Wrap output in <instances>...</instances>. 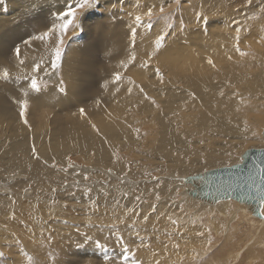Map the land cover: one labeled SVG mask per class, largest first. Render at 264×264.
<instances>
[{
	"label": "rangeland",
	"instance_id": "1",
	"mask_svg": "<svg viewBox=\"0 0 264 264\" xmlns=\"http://www.w3.org/2000/svg\"><path fill=\"white\" fill-rule=\"evenodd\" d=\"M0 1L6 5L5 12H11V15H13L14 11L8 0ZM108 1L112 2L107 3ZM153 1L159 2L160 0ZM153 1L102 0V6L86 10V14H80L84 28L83 30H74L77 34L73 36L71 35L73 30H69L65 46V50L68 48V52L65 53L66 63L61 70L50 77L43 73L40 75L39 82L42 86L46 85L47 87L44 88L45 94L39 100H33L30 107L29 122L32 125V130L28 131L19 121L14 103L13 106L11 105V111L1 118L3 123L8 124L9 122L8 125L12 128L11 130L15 128L21 130L22 127L26 130L27 135L33 136L35 139L34 141L33 137L30 139L31 144L35 142L38 153L48 163L44 165L42 170H38L36 164L31 162L25 168L12 169L6 172L1 160L9 156L12 148L6 145L0 146V185H3L0 186V226L4 228L2 232L0 231V251L5 253V256L0 258V264H85V262H90V264H109V262L110 264H154L157 259L161 261V264H164L167 261H164L159 255L162 256L165 252L170 257L176 253L175 259L171 257L173 264H186L190 261L193 264H264V225L261 227L259 225L264 224V218L254 216L246 205L248 213H244L246 208L244 210L242 208L238 209V207V210L225 208L227 207L225 203L230 202V200L244 206L243 203L233 199L219 200V203L210 204L189 195L193 185L192 182L188 181V178L195 173L210 170L216 165L207 163L201 166V163H198L194 166L193 160L197 157L195 150L198 149L202 155L207 153L205 151L207 148L206 141L199 143L197 137H200L203 132L206 134L208 130L205 131V127L195 120L194 111L189 113V110L192 111V109H187L188 112H186L187 110H183L185 112L178 110L177 107L180 106L183 100H177L176 104L173 103L170 106L166 104L167 101L165 103L156 100L161 110L148 102L146 107L134 108L132 115L136 116L133 117L135 132L131 133V136L129 135L132 139L124 142L122 138H120L122 141L117 138L119 140L116 139L111 143L112 146L115 143L120 145L118 149L122 155L121 157L118 156V149L116 155L125 165L124 173L129 174L127 183L115 180L119 176L112 177L108 173L103 174L102 171H98L103 168H112L113 170L115 168L97 163V157H93L92 153L86 158L87 156L80 153L71 154L63 149V160L59 162L54 157L58 154L51 153L48 156L45 152L46 148L40 141L41 135L49 138L57 136L52 133L60 126L76 125L83 123V121L99 124L98 121L102 117L100 106L103 103L97 107L95 102L97 100L103 102L106 89L114 88L113 74L116 71H123L120 67L121 61L125 60L131 51L129 48V34L135 23L134 18L136 15H141L147 21L148 17L144 13L147 7L156 4ZM193 1L181 0L182 7L179 8L175 4L169 7L165 1L166 12L171 15V23L176 28V30L170 32L167 44L172 46L179 34H183L182 38L177 40V45L191 48L200 54L204 51V46L212 47L219 44L218 33L226 29L222 18L224 8H219L220 4L216 2L217 0ZM258 1L260 0H254L252 6H248L246 0L240 6L235 2L232 3L233 6L234 3L236 4L235 9L240 10L238 15L236 14L233 17L236 19L233 21L241 22L240 27L243 29L241 36L248 37L250 41L251 32L260 25V19L263 18L264 20V12L260 11V6L264 5V2H262L263 0ZM209 2L213 5L209 6ZM161 3L164 4L161 1L156 5ZM173 9H175L174 12H172ZM241 10L243 11L241 12ZM156 11L158 12V9ZM96 12H98L97 15L94 14ZM201 15L207 20L206 31L200 19ZM112 16L115 18L118 28L121 29L123 38L108 49L101 45L100 30L95 29L94 21ZM93 18L95 19L93 20ZM54 19L55 17H44L35 21L36 26L30 34L38 28H42V31L46 30V26L50 25ZM19 21L24 22L27 28L29 22L24 19L11 23L9 27H15ZM233 21L230 22L229 28L232 29V33L235 32L236 27ZM153 24L154 27L151 31L146 26L135 25L138 30L136 38L138 45L136 51L137 64L141 59H148L146 53L151 51L153 41L165 26L158 16L154 17ZM177 25L178 27H176ZM10 35L11 33L4 36L5 41L9 40ZM261 37L255 35L256 42L263 47L261 49L264 51V37ZM36 42V45L31 47L29 55L25 51V57H27L25 64L20 65L18 62L17 66L11 68L12 72L9 71L11 77L18 78L25 84L26 81L23 77L25 74H31L33 62L41 58L47 61L50 58V50L39 41ZM70 42L72 43L71 46L69 45ZM143 42L147 44L145 48L141 47ZM18 45L19 43L9 45L10 56ZM261 49L260 52L262 53ZM21 50L23 49L21 48ZM107 50L111 51L109 55L105 54ZM204 52L205 55L202 54L201 57L206 60L208 54ZM204 57L207 58L204 59ZM0 59L7 63L4 56L0 55ZM150 63L154 66H161L159 57L152 59ZM134 68L136 67H130L129 69ZM140 70L143 69L140 68ZM69 71L72 74L71 78H69ZM124 73H127L123 72L124 77L127 78ZM150 76L152 75H148L152 81L148 77L146 81L147 84L151 83L150 85H153L154 78ZM60 77L64 78L67 85V95L58 92ZM66 78L68 79L65 80ZM48 88H51V93L47 92ZM19 98L21 96L17 94L15 99ZM259 104L257 103L250 114L255 119L260 117L263 120L264 105ZM80 107L86 108L88 113L86 118L79 115L78 110ZM182 112L188 114L187 117L189 116L185 123L181 122V118H179ZM160 113L172 118L173 121L174 119L175 121L178 120V122L174 121L177 129H190L193 131L192 135H197L189 138L191 141L186 146V152L184 151L185 154L188 153L187 155H189L188 159L190 164L194 166V172L179 173L174 171L172 167L175 162L167 160L168 158L163 159L162 156H158V153H154L152 146H156V144L160 146L161 143L159 138L161 131L159 126ZM191 114L194 116L191 117ZM91 119L93 121L96 119V122L94 123ZM102 119L100 121H103ZM135 122L141 123L136 124ZM242 124L246 126V123L243 122ZM242 124L239 137L235 139L239 142L238 157H243L251 148H264V134L262 135L264 122L257 127L256 123L249 124V126H254L252 128L253 135L244 131ZM119 125L124 126L123 123H119ZM139 126L140 128H138ZM136 130L138 131L136 132ZM143 133L146 135L143 136ZM209 137L212 139V136ZM211 139L209 143H211ZM50 144H55V140H51ZM61 146L63 147V144ZM159 146H156V148ZM78 148L80 149L79 145ZM69 157L71 160H69ZM159 160L160 162L165 161L159 163ZM41 161H44V159H41ZM169 162L171 163L170 166ZM237 162L238 159L230 163L234 165L233 163ZM129 163L131 164L130 170L128 168ZM53 164H55V167H52ZM73 164L75 167H72ZM224 166L231 165L224 164L218 167ZM84 175L89 176L87 181L83 180ZM134 175H137V177ZM153 177H160L162 183L159 188H157ZM56 178L59 182L55 181ZM76 181H79V187L75 186ZM96 181L100 182L98 183L99 187L92 185ZM128 182L133 184L129 185ZM64 183H67L68 189L62 186ZM85 186H91L93 191L90 193L84 191ZM25 188H28L27 192L24 191ZM69 190L72 194H69ZM110 193L113 197L108 196ZM156 193H159L162 197L161 200L157 201L155 199ZM107 196L109 199L112 198L114 202V204H111L112 206L106 205L104 198ZM137 196L141 199L137 200ZM166 203L169 207L165 206ZM153 205L157 208L156 213L151 212ZM160 205L164 208L162 209ZM106 207L112 209L108 211ZM130 209H135L138 215L130 212ZM240 214H245L246 217H241ZM145 215L149 217L148 222L142 219ZM169 215L173 218H181L182 226H185V228L191 229L193 227L195 232H191V235H195V239L199 241L198 244H202L191 245L188 242L191 241L189 238L181 236L174 238L171 234L174 230H170L172 225L167 220ZM160 217L163 218L162 221ZM239 217H241V220H238ZM253 219H257L259 223H252ZM191 220H195L196 224L192 225ZM91 223L94 225L90 226ZM205 226L212 229L210 235L214 242L210 250H208L206 241L196 235ZM233 226L235 227L234 232H232ZM90 227L97 229L98 235L96 237L92 234ZM136 233H139V235L137 236ZM84 234L90 235L93 240L85 241ZM119 236L125 238L127 251L121 247V241L118 240ZM94 241H99L105 247H97ZM177 243L180 248H170L174 253L170 254L167 250L168 246L173 245L175 247ZM249 246L253 247L249 250ZM193 250L199 255H195ZM202 252H205V255ZM28 256L32 257L31 261L28 260Z\"/></svg>",
	"mask_w": 264,
	"mask_h": 264
},
{
	"label": "bare ground",
	"instance_id": "2",
	"mask_svg": "<svg viewBox=\"0 0 264 264\" xmlns=\"http://www.w3.org/2000/svg\"><path fill=\"white\" fill-rule=\"evenodd\" d=\"M161 1L164 2L165 4L166 0H160L159 2ZM8 2L10 7L14 11L13 15H11L12 14L11 12H5L6 5L4 2L0 1V55L4 56L8 63L7 64L3 59H0V146L2 147L3 145H6L12 148V150L8 157L1 160V163L4 165L6 172L12 169L25 168L31 162H34L36 164V168L38 170H42L45 165L43 161L37 162L30 155V145H31L30 139L33 136L27 135L26 130L23 129L22 127L21 130L20 128H15L11 130L12 128L8 125L9 122L8 124H6V122L3 123V120L1 119L3 116H6L9 111H11V105L13 106V100L15 99L17 94L21 96V90L23 88H26L27 85L19 79L5 81L2 78V73L4 69L11 71V68L17 66L18 63V60L15 56V52H13V54L10 56L9 45H14L16 43H19L18 47H20V49L21 48L23 49L21 50L20 59H23L25 61L27 58L25 57V51H27V55H29L31 47L36 45L37 42L33 41V43L29 46V45H25L23 41L29 39L31 35L38 34L40 31H42V28H38L30 34L32 29H34L36 26L35 21L44 17L45 18L55 17V15L58 13V10L63 8L64 0H8ZM111 2L112 1H108L107 3H111ZM159 2L155 1L154 3L157 4ZM216 2L220 4L219 8H224L223 11L224 16L222 18L226 25V29L219 31L218 33L217 39L219 40V44H216L215 46L212 47L206 45L207 47L206 46L203 47V50L205 52L202 51V53L199 54V52H196L191 48L178 46L177 40L182 38L183 36V34H179L173 45L171 46L170 44H167L168 45L167 50L163 55L159 56L161 60V66L159 67L165 73V78H166V82L164 85H161L157 80V78L151 72H148L151 70L145 71V70H140L139 67H136L134 69H128L127 71H123L127 73V74L124 73L125 75H127V78L123 80L120 86V91L116 92V85L114 86L113 89L107 88L106 93L104 94L105 97L103 98L104 101L101 102L103 103V105L100 106V111L102 114L101 118H103L102 119L103 121H100L101 120L100 118L98 121L99 124L97 123L98 124L97 126L99 129H101L100 133H102L103 135L102 134L97 135V133L91 128L92 122L85 123L83 121V123H79L76 125H69V126L64 125L62 127L60 126L57 127L52 133L53 135H57V136H54L52 138H49L45 135L40 136V141L42 145L46 148L45 149L46 154L49 156L51 153H56L58 154V156H54L55 160L62 162L63 149L67 152H70L71 154L80 153L84 156H87L86 158H88V155L89 154L91 155L92 153L93 157L95 156L97 157L96 159L97 163L106 166H113L115 168L113 170L114 174L112 175V177L119 176L120 178V179L116 178L115 180H119V181L121 180L124 182L129 180V174L124 173L125 165L119 158L122 155L118 149L120 145H116L117 143H115L112 146L111 143L114 142L117 138L119 139L122 138L124 142L128 139H132V137H130L131 136L130 134L131 133L133 134L135 132V128H133L134 125L133 117L135 115H132V113L134 111V108L136 107L135 106L136 101L142 99V97L138 95H134L133 97L129 98L125 93V88L130 86L128 85V79H132L136 82V84H139L141 87H144L145 91L155 100H158L159 102L162 101L165 103L167 101L166 104L168 106L175 103L177 100H181V101L183 100L182 101L183 103L180 101L181 104L179 107H177L178 105L176 106L177 108H179L178 110L183 111L187 109H192V111L189 110V113L194 111L193 113L196 115L195 116L196 119L195 117L194 119L198 121L203 127H205V131L206 130L209 131V133L207 131V133L205 134L201 130L203 134H201L200 137H197L199 143L201 141H206L207 148L205 151H207V153L205 155H202L198 149L195 150V152L197 153V157L196 159L193 160V164L194 166H196L198 163H201L202 166L204 165L202 161L206 160L207 163H212L216 166H213L215 168L212 167V169L210 170H206V171L201 170L203 172L199 171L200 174L215 169H222L223 167H218V166H222L224 164L232 166L231 164L232 161L236 159H238V162L233 164L235 165L241 164V161H244V155L243 157H238L239 142L235 140L236 138L239 137L241 124L243 122L246 123V126L242 124L243 130L253 135L254 131L252 128L254 126L252 127V125L256 123V127H257L258 125L263 124L264 122V119L262 120L260 117L259 119H255L250 114V111L254 110L255 106H257V103L258 105H260L259 103H262L261 105H264V97H263L264 96V54H263L264 51L262 50L263 47L260 46L255 39V35L262 36L261 38L264 37V20L263 18L262 20L260 19V25L254 28L253 32H251L250 34L251 41L248 39V37H244V35L242 36L241 47L244 50L248 51L250 55L243 58L239 57L237 54L231 51V47H232L231 38L235 32L232 33V29L229 28H230V22L236 20L233 17H235L236 14L238 15V12H240V10H237L238 8L237 9L234 8V6L236 5L235 3H237L238 6H240V4H243L245 2L244 0H219V2L217 0ZM233 2H235L234 6L232 5ZM262 2H264V0ZM211 4L213 5V3H210L209 6ZM242 11L243 10H241V12ZM172 12H174V9ZM189 13L191 14V12ZM94 14L97 15L98 12ZM19 19H24L27 22H29L27 28L25 26V23L22 21H19L17 25L13 28L9 27L11 23H14ZM94 19L95 18H93V20ZM194 22L196 23V20ZM94 27L96 30H100V43L105 48L110 49L113 44L122 40L123 38L121 29L118 28L115 18L113 16L106 17L104 19L95 20ZM10 33L11 35L9 40L5 41L4 36ZM75 34L77 33H75L73 30L71 35L73 36ZM69 45L71 46L72 43L70 42ZM249 45L251 47H249ZM146 46H147L146 42H143L141 47L145 48ZM260 49L262 50V53L260 52ZM67 52H68V48L65 50V53ZM203 52L208 54L207 55L208 58L211 55V58L214 60V62L217 65L215 69L211 68V66L208 65L206 59L207 57H204V59L206 60H203V57H201L205 55L203 54ZM110 53L111 51L107 50L105 54L109 55ZM229 55L232 56V60H229L227 58ZM69 75H70L69 78H71L72 74L70 71H69ZM148 75L153 76L154 78L153 85H150L151 84L150 82H149L150 84H147L148 82L146 80H148L149 78ZM67 79L68 78H66L65 80ZM225 84L234 85L235 90L243 94V102H241L240 97H235V98L231 97L232 89L225 88L224 87ZM221 88H223L225 91L224 97H221L219 94ZM16 90L18 91V93ZM133 91L135 93L136 89L134 88ZM47 92L51 93V88H48ZM192 92H194L197 96L196 101H193L191 97L188 95L189 93ZM129 100H131V102H129ZM146 106H147V102L145 101L142 105L136 108L140 109L141 107L143 108ZM129 109H131L130 112L128 111ZM237 109H239V111H237ZM183 112L181 113V115L180 114L177 115H180L179 117L181 118L180 121L185 123L186 119L189 118V116L187 117L188 114L186 113L183 114ZM186 112H188V110ZM108 113H111V117H109ZM192 115L193 114H191V117L194 116ZM93 118L95 117L93 116ZM263 118H264V114H263ZM159 119H160L159 126L161 128L159 138L161 143L160 146L156 144V146H159L157 148L155 145H154L155 147L152 146L154 149L152 147L151 148L155 151L152 152L158 153V156L159 155L162 156L163 159L168 158L167 160L169 161L171 160L173 163L175 162V165L172 167L174 171H177L179 173L194 172V166L190 164V161L188 159L189 155H187L188 153L185 154L184 151L186 152L187 150L186 146H188L187 144L190 143L191 141V139L189 138H191V136L193 135L196 137L197 135L195 134L192 135L193 131L190 129H184V130L177 129V125L175 124V122H178V120L175 121L174 119L175 121L174 122L172 118L165 116L163 113H160ZM91 120L93 121V119ZM95 120L93 121L94 123L96 122ZM120 120H122L123 122ZM119 123H123L124 126H120ZM250 123H252L251 126H249ZM138 128H140V126ZM263 134L264 133L262 132V135ZM145 135L143 133V136ZM246 135L248 134L246 133ZM209 136H212V139ZM104 138L107 139L108 141L107 144L104 142ZM210 139H211L210 142L214 143L213 145L209 143ZM51 140H55V144H50ZM62 144L63 147L61 146ZM109 144L111 145V147H109ZM78 145L80 149L78 148ZM117 149H118L119 157L116 155ZM251 149H255V148H251ZM124 154L126 153L124 152ZM41 159L45 160V158L42 156ZM161 162L159 160V163ZM170 165L171 163L169 164V166ZM98 171H102L103 174L107 173L106 168L105 169L103 168L102 170H98ZM195 174H199V173H195ZM134 176L137 177V175ZM55 181H57V178L55 179ZM98 183L100 182L96 181L95 183H92V185H94L95 187H99ZM128 184L131 185L133 183L128 182ZM111 195L112 193H110L108 196L113 197V195L112 196ZM108 196L104 198L105 203L107 206H112L111 204L112 203L114 204V202L112 201V198L109 199ZM217 202L219 203V201ZM210 204H214V203H210ZM225 204L227 206L225 208L231 210L232 208H235L236 210H238L239 208H242L244 210L246 208L245 204L244 206L238 205L236 202L233 201L231 202V200L230 202H227ZM162 205L160 206L162 207ZM166 205L167 203L165 204V206ZM106 208L108 211L112 209V208L109 209L108 207ZM163 208L164 206L162 207V209ZM169 210L171 209L169 208ZM245 210L246 211H244V213H248L247 212L248 209L246 208ZM178 212L180 211L178 210ZM240 216L246 217L245 214H240ZM241 217H239L238 220H241ZM158 218L159 216L157 217V219ZM160 220L162 221L163 218H161ZM252 223L257 224L259 222H257V219H253ZM92 225L94 224L91 223L90 226ZM259 225L261 227L264 224L261 223ZM2 229L4 228L0 226L1 232ZM234 229L235 227L233 226L232 232H234ZM90 230H92V234L94 235V237L98 235L97 229H95L94 227H90ZM170 230L172 231L174 230L173 232H171L174 238L181 236L183 238H189L191 241L188 242L191 245L202 244V243L198 244L199 241L195 239V235H191V232L192 233L195 232L193 227L191 229H188V227L185 228V226H182L179 229H177L174 226H171ZM183 234L186 235L182 236ZM252 247L253 246H249L248 249L250 250ZM170 248H175V247L172 245L171 247L168 246L167 248L170 254H174ZM165 253L162 256L159 255L160 258H162L164 261H167L164 264H173L171 257L175 259L176 253L174 255H171V257ZM204 253L205 252H202L203 255H205ZM186 264H193V263L190 261Z\"/></svg>",
	"mask_w": 264,
	"mask_h": 264
},
{
	"label": "snow or ice",
	"instance_id": "3",
	"mask_svg": "<svg viewBox=\"0 0 264 264\" xmlns=\"http://www.w3.org/2000/svg\"><path fill=\"white\" fill-rule=\"evenodd\" d=\"M169 7H171L172 4H175L177 7H182L181 0H166ZM254 0H246V4L248 6L253 5ZM98 6H102V0H64V6L62 9L58 10V13L55 15V19L51 22L50 25L46 26V30L40 31L38 34H33L31 37L27 40H24L23 43L25 45H31L33 41H39L40 43L44 44L49 50H50V58L47 61H44L43 58L36 60L32 64V71L31 74H25L23 79L26 81V88H23L21 90V98L14 99L13 103L16 106L17 110V118L22 123V125L28 130H32V125L29 122V114H30V107L33 103V100H39L45 93L44 88L47 87L46 85L42 86L39 82L40 75L43 73L46 76H51L58 70H61L63 65L66 63V56H65V46L67 43L66 37L68 35V32L70 29L72 30H83L84 24L80 19V14L84 13L86 14V10L94 9ZM158 9V12L156 11ZM175 11V9H174ZM260 11L264 12V5L260 6ZM148 17V20L145 21L141 15H136L134 18V25L130 29L129 34V48L131 51L128 53L125 60L121 61L120 67L123 71H127L130 67H139L145 71L151 70L152 74L157 78L159 83L161 85H164L166 82L165 73L161 70L159 66H154L150 63V61L154 58H158L160 55H163L165 51L167 50V38L170 36V32L176 30L174 28L173 24L171 23V15L166 12L165 4H153L150 7H147L146 12L144 13ZM247 15V14H245ZM164 22V28L161 30V32L156 36L155 40L152 43L151 51L149 53H146L148 56V59H141L139 61V64H137V34L138 30L135 25H141L146 26V28L151 31L154 27L153 19L154 17H157ZM200 19L202 20L204 24V29L206 31L207 29V20L204 18L203 15H201ZM235 24V34L232 36V47L231 51L237 54L239 57H247L250 55V53L246 50H244L241 47V41L242 36L241 32L243 29L240 27L239 21H233ZM178 27V25L176 26ZM249 47H251L249 45ZM15 56L19 62L20 65H24L25 61L23 59H20L21 57V49L20 47H15L14 49ZM229 60H232V56L229 55L227 57ZM208 65L211 66V68H216V63L214 60L209 57L207 59ZM123 71H116L113 74V83L116 85V92L120 91V86L125 79L123 75ZM2 78L5 81L15 80L18 78H13L10 76V73L7 69H4L2 73ZM59 87L58 92L63 95H67V85L64 82V78H59ZM128 87L125 88V93L129 98L133 97L134 95H138L142 97V99L136 101L135 106L139 107L142 105L145 101L148 102L151 105H154L157 109H160V105L157 104V101L150 96L144 89V87H141L139 84H136V82L132 79H128ZM225 88H231V97H240L241 102H243V94L241 92H238L235 90L234 85L225 84ZM136 89V92L134 93L133 89ZM34 94V95H33ZM220 96H225V91L223 88L220 90ZM193 101L197 100V96L194 92L188 94ZM131 102V100H129ZM96 106L99 107L101 104V101L97 100ZM79 115L81 117H87L88 113L86 111L85 107L79 108ZM129 112L131 109L128 110ZM239 111V109H237ZM109 117H111V113H108ZM91 128L97 133V135H100V129L97 127L96 124H91ZM138 131V130H137ZM33 137V141H34ZM104 142L107 144L108 141L106 138H104ZM109 147L111 145L109 144ZM94 154V153H93ZM30 155L34 160L37 162L41 161V156L37 151V146L35 142H33L30 145ZM69 160L71 158L69 157ZM43 163L46 165L48 163L47 160H44ZM202 163L207 164V161L204 160ZM243 163V161H241ZM52 167H55V164L52 165ZM72 167H75L73 164ZM129 170L131 169V164L128 165ZM108 175H113V169L107 168L106 169ZM258 178V182H257ZM89 179L88 175L83 176V180L87 181ZM119 179V178H118ZM153 179L156 181L157 188L160 187L162 181L160 177H153ZM249 180L251 183H245L242 187L247 188L248 191L243 194L242 198L246 196L248 199H256L259 200V203L261 205L260 208V217L264 218V166L260 167L258 170V173L256 176L249 177ZM65 189H68L67 183H64L62 185ZM75 186L79 187L80 183L79 181L75 182ZM231 191H236V189L231 188L229 186ZM84 191L86 192H92L93 189L91 186H85ZM25 192L28 191V188L24 189ZM227 191V190H226ZM69 194H72L69 190ZM161 196L159 193L155 194V199L157 201L161 200ZM137 200H140L141 198L139 196L136 197ZM132 213H136L135 209L129 210ZM183 211V209H181ZM151 212L156 213L157 208L155 205L151 207ZM162 215V213H161ZM187 215V213H185ZM13 218H15L13 216ZM119 219V218H118ZM143 221L148 222L149 217L148 215L143 216ZM167 220L171 223L172 226L179 229L182 227L181 218H173V216L169 215L167 216ZM190 223L192 225L196 224L195 220H191ZM79 231V230H78ZM211 231L212 229L210 227L205 226L203 230H200L196 233V235L200 238H203L206 241V245L208 246V250H210L211 245L213 244V238L211 237ZM138 236L139 233H136ZM84 240L85 241H92L93 238L88 235L84 234ZM118 240L121 241V247L127 251L125 238L123 236H119ZM95 245L97 247H105V245L100 244L99 241H94ZM150 246V245H149ZM167 247V245H165ZM176 249L180 248V245L177 243L175 245ZM195 255H199V253H196L195 250H193ZM5 253L3 251H0V258L4 257ZM28 260L31 261L32 257L28 256ZM85 264H90V262H85ZM110 264V262H109ZM154 264H161V261L159 259L155 260Z\"/></svg>",
	"mask_w": 264,
	"mask_h": 264
},
{
	"label": "water",
	"instance_id": "4",
	"mask_svg": "<svg viewBox=\"0 0 264 264\" xmlns=\"http://www.w3.org/2000/svg\"><path fill=\"white\" fill-rule=\"evenodd\" d=\"M262 166H264V148L250 149L244 154V161L241 164L190 176L188 181L192 182L193 189L189 191V195L214 204L219 200L233 199L247 205L253 215L260 218L259 200L248 199L246 196L242 198L248 191L242 186L245 183H251L249 177L256 176ZM229 186L236 191H231Z\"/></svg>",
	"mask_w": 264,
	"mask_h": 264
}]
</instances>
